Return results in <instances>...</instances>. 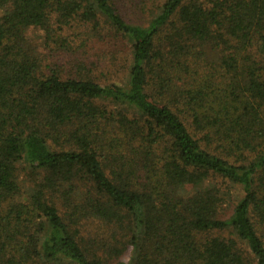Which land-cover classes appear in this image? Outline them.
<instances>
[{"label": "trees", "instance_id": "trees-1", "mask_svg": "<svg viewBox=\"0 0 264 264\" xmlns=\"http://www.w3.org/2000/svg\"><path fill=\"white\" fill-rule=\"evenodd\" d=\"M0 264H264V0H0Z\"/></svg>", "mask_w": 264, "mask_h": 264}, {"label": "rangeland", "instance_id": "rangeland-1", "mask_svg": "<svg viewBox=\"0 0 264 264\" xmlns=\"http://www.w3.org/2000/svg\"><path fill=\"white\" fill-rule=\"evenodd\" d=\"M42 37H43V34L38 29L28 32V38H31L33 41H36V42L42 41L41 40ZM87 51H88V55H90L91 59H97L98 58L97 56H99L101 54H105L107 56L111 55L112 51H116L117 56H120V55L124 56L126 54V52L128 51V45L124 39L118 38L116 41L115 40H107L105 42H103V41L95 42L92 45L88 46ZM52 56L54 57L53 59L58 60L60 63H63L65 61L64 58L68 57V55H63L65 57H61V56L57 57L55 54ZM226 213H228L227 209L225 210V214ZM127 256H128V254H127ZM127 256H125L124 259L125 258L127 259Z\"/></svg>", "mask_w": 264, "mask_h": 264}]
</instances>
